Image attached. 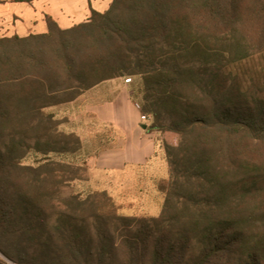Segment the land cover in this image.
<instances>
[{
  "label": "trees",
  "instance_id": "1",
  "mask_svg": "<svg viewBox=\"0 0 264 264\" xmlns=\"http://www.w3.org/2000/svg\"><path fill=\"white\" fill-rule=\"evenodd\" d=\"M46 21L45 34L0 38V253L15 264H264V106L225 100L204 77L264 49V0H114L70 29ZM127 75L142 78L149 130L180 138L165 144L163 209L150 218L120 215L104 191L60 199L87 168L51 157L82 141L46 111Z\"/></svg>",
  "mask_w": 264,
  "mask_h": 264
},
{
  "label": "crops",
  "instance_id": "2",
  "mask_svg": "<svg viewBox=\"0 0 264 264\" xmlns=\"http://www.w3.org/2000/svg\"><path fill=\"white\" fill-rule=\"evenodd\" d=\"M113 1L34 0L33 5L7 1L0 4V32L4 31L2 26L10 23L12 34L9 37L45 34L48 32L47 17L62 29H70L88 22L92 9L107 12ZM131 82V78L128 82L124 78L108 80L75 101L63 104L75 111L69 118L73 125H77L75 131L81 141H84V134H89L96 142L93 149L100 145L95 153H86V166L96 180V188L112 197L109 187L114 179L121 182L138 177L139 182L146 181L149 174L154 175L151 170L156 172L161 157L156 133L149 130L150 122H142L141 113L135 108ZM117 188L121 191L125 187L120 183Z\"/></svg>",
  "mask_w": 264,
  "mask_h": 264
},
{
  "label": "rangeland",
  "instance_id": "3",
  "mask_svg": "<svg viewBox=\"0 0 264 264\" xmlns=\"http://www.w3.org/2000/svg\"><path fill=\"white\" fill-rule=\"evenodd\" d=\"M7 1H14L16 3L24 2L27 5H33L34 2V0H0V4L7 3ZM2 28L4 31L0 32V38L9 37L8 35L12 34L10 23L8 26H2ZM255 47L256 46L252 47L249 51V57L241 64L239 63L228 66L222 71H219L214 66L206 67L207 70L205 71L204 77L208 80L210 89L214 90L215 95L217 94L221 98H225V100L234 99L235 101L240 102H259L264 106V49H255ZM210 76L212 77L209 78ZM123 78L127 82L129 81V78L132 79L130 86L134 94V103L138 102L142 106L141 113L150 117L149 122L151 125L154 118L144 112L142 78L128 75ZM70 107L71 106L69 105L51 107L46 112L54 114L57 121H63L62 124L58 126L60 132L66 134H77L75 131L77 125H73L69 118L71 114L75 113V111L70 110ZM154 132L156 133L158 144L160 146L159 151L161 153V157L157 164L158 166L156 167V172L153 173L151 170V173L154 175L149 174L147 180L142 182L138 181V177L135 179H124L121 182L118 179H114L111 187H109V190L113 195L114 203L119 209L118 213L120 215L150 218L159 216L163 209V195L159 192L158 185L169 178V166L165 153V144L177 146L180 138L172 132ZM83 136V148L80 151L75 152L73 155H58L51 157H53L56 161L71 163L73 166L77 167H84L87 164L85 156L86 153H95L96 150L100 149V145L98 146V149H93L92 145L96 144L95 140L92 139L89 134H84ZM40 159H42L41 156L30 154L24 160V163L26 165L36 166L37 160ZM85 167L87 168V166ZM80 175L83 177V180L73 181L60 188V199H65L77 194L83 195L85 198L89 194L102 192L96 188V180L89 174L88 169L87 171H82ZM120 183L124 184L125 187L121 191L117 188ZM97 184L100 187H103L102 183L97 182ZM262 184L264 185V183ZM123 194L124 196L122 198L117 197ZM255 195L264 196V188L262 192L256 191ZM0 258L7 260L1 253ZM7 262L8 264H15L9 260H7Z\"/></svg>",
  "mask_w": 264,
  "mask_h": 264
},
{
  "label": "built area",
  "instance_id": "4",
  "mask_svg": "<svg viewBox=\"0 0 264 264\" xmlns=\"http://www.w3.org/2000/svg\"><path fill=\"white\" fill-rule=\"evenodd\" d=\"M135 108L141 113L142 106L139 103H135ZM141 120L146 123L150 121V117L141 113Z\"/></svg>",
  "mask_w": 264,
  "mask_h": 264
}]
</instances>
